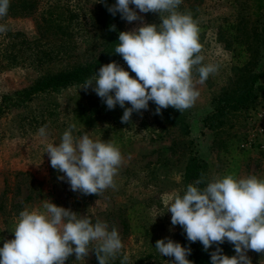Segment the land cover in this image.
<instances>
[{"label": "rangeland", "instance_id": "1", "mask_svg": "<svg viewBox=\"0 0 264 264\" xmlns=\"http://www.w3.org/2000/svg\"><path fill=\"white\" fill-rule=\"evenodd\" d=\"M36 1L32 14L0 19L8 26L0 33V247L14 238L20 211L40 208L50 199L93 223L99 219L118 229L122 253L109 264H121L123 255L127 264H169L173 258L157 251V240L191 245L167 212L177 193L202 174L205 181L229 173L264 178V0H183L179 10L190 11L198 21L204 63L217 64L219 70L197 85L200 96L193 107L182 113L171 107L176 122L156 114L150 101L129 123L121 122L123 108L109 110L91 88L79 89L83 83L30 98L24 94L38 79L96 55L103 39L95 20L99 0ZM139 15L145 23H161L158 13ZM50 16L58 17L55 23L63 28L49 29ZM140 23L124 20L122 31ZM116 62L129 70L124 61ZM7 94L12 98L1 104ZM72 124L74 136L87 133L119 145L122 163L115 188L84 195L58 178L63 174L51 167L46 144H58ZM44 125L46 140L38 135ZM230 245L225 240L205 251L199 242V250L210 256L218 246L227 254ZM247 255L252 264H264V253L249 250ZM66 264L82 262L73 254ZM86 264H98L94 252Z\"/></svg>", "mask_w": 264, "mask_h": 264}, {"label": "clouds", "instance_id": "2", "mask_svg": "<svg viewBox=\"0 0 264 264\" xmlns=\"http://www.w3.org/2000/svg\"><path fill=\"white\" fill-rule=\"evenodd\" d=\"M99 0L98 3H103ZM183 0H116L108 11L129 23L140 21L131 30L121 31L115 54L129 70L116 61L102 65L79 89L91 88L109 110L117 105L124 109L122 123H129L134 112L156 105V114L173 107L180 113L191 108L200 96L198 84H204L219 70L214 63H204L199 42L198 21L190 11H180ZM10 0H0V19L8 14ZM134 6V7H132ZM138 10V11H137ZM158 13L161 23H145L139 13ZM115 30V25L111 26ZM8 26L0 24V33ZM134 73L133 77L130 75ZM130 104V107L125 105ZM47 125L38 135L47 139ZM75 124L62 134L60 142L46 144L51 167L63 175L72 191L98 196L115 188V177L122 163L119 145L111 140L92 139L85 133L73 135ZM203 184V187L200 185ZM171 225H179L190 242L199 241L205 251L227 240L235 255L229 257L220 247L210 253L211 264H252L249 250L264 253V178L255 175L238 178L235 173L201 178L177 193L168 205ZM0 247V264H66L75 255L86 264L94 252L98 264H109L122 253L119 231L106 221L80 215L58 206L50 199L40 208L20 211L12 232ZM93 244L95 245L93 247ZM155 248L169 264H193L187 257L189 247L171 238L159 239ZM123 255L121 264H127Z\"/></svg>", "mask_w": 264, "mask_h": 264}, {"label": "trees", "instance_id": "3", "mask_svg": "<svg viewBox=\"0 0 264 264\" xmlns=\"http://www.w3.org/2000/svg\"><path fill=\"white\" fill-rule=\"evenodd\" d=\"M116 0H104L103 3H98V12L95 17L96 22L98 23L100 29L103 31V39L100 45V48L96 55L87 59L85 62H82L78 65H74L69 69H65L60 71L59 73L50 74L43 78L38 79L32 85L27 87L24 90V94L29 96V98L41 91H53L58 90L63 87H67L69 85L81 84L87 78L95 75V72L99 70V68L112 61L121 60L124 61L123 58L115 54V47L118 43V35L119 32L122 31V25L124 19L121 18L120 13H117L113 16L108 11V6L115 4ZM36 0H10V6L8 9V14L6 17H15L18 15H30L36 9ZM58 17L50 16V19H47L48 28L53 29V27L57 26L61 27L60 22H56ZM115 25V30H111V26ZM10 35L13 37L16 35H20L19 32L14 33L10 32ZM127 65V64H126ZM130 71V69H129ZM130 75L135 76L134 73L130 72ZM23 94V96H24ZM245 92H241V95L244 97ZM8 98H12V95L7 94L2 97L1 104H5ZM154 108L156 109V105L154 104ZM171 106L167 109H162L161 112L165 116L166 121L176 122L177 116L170 113ZM1 116V110H0ZM197 178L199 176V171L193 173ZM191 249V254L188 259L193 262V264H211V258L208 254L200 252L199 250V241L191 242V245H188ZM235 254L233 245L227 247V254L229 257Z\"/></svg>", "mask_w": 264, "mask_h": 264}, {"label": "built area", "instance_id": "4", "mask_svg": "<svg viewBox=\"0 0 264 264\" xmlns=\"http://www.w3.org/2000/svg\"><path fill=\"white\" fill-rule=\"evenodd\" d=\"M253 134H254V137H255V136H257V134H256V133H253Z\"/></svg>", "mask_w": 264, "mask_h": 264}]
</instances>
